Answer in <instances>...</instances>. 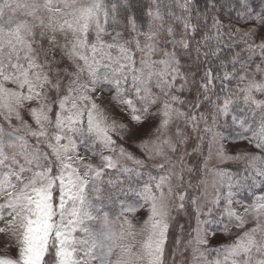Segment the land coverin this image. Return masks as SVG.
<instances>
[{
    "label": "snow or ice",
    "instance_id": "6c2138e0",
    "mask_svg": "<svg viewBox=\"0 0 264 264\" xmlns=\"http://www.w3.org/2000/svg\"><path fill=\"white\" fill-rule=\"evenodd\" d=\"M0 264H264V0H0Z\"/></svg>",
    "mask_w": 264,
    "mask_h": 264
}]
</instances>
